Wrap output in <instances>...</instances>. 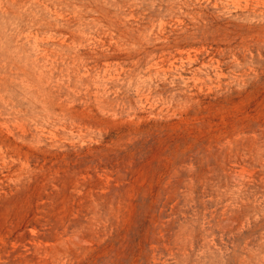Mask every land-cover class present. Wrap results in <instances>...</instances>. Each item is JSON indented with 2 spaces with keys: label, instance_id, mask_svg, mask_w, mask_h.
<instances>
[{
  "label": "rangeland",
  "instance_id": "obj_1",
  "mask_svg": "<svg viewBox=\"0 0 264 264\" xmlns=\"http://www.w3.org/2000/svg\"><path fill=\"white\" fill-rule=\"evenodd\" d=\"M0 264H264V0H0Z\"/></svg>",
  "mask_w": 264,
  "mask_h": 264
}]
</instances>
